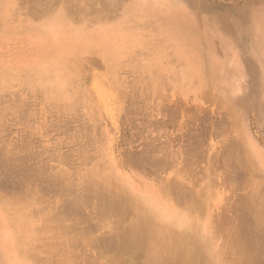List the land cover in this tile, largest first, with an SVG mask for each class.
I'll use <instances>...</instances> for the list:
<instances>
[{
	"label": "bare ground",
	"instance_id": "obj_1",
	"mask_svg": "<svg viewBox=\"0 0 264 264\" xmlns=\"http://www.w3.org/2000/svg\"><path fill=\"white\" fill-rule=\"evenodd\" d=\"M19 1L20 0H6L7 4L4 10L2 11V13L0 14V22L2 24L0 27V50L2 52L10 54L9 56L12 57L19 56L26 52H28V54H36L38 57H40V62L39 64L37 63L36 66L27 65V64L19 66V71H20L19 73L22 75L24 82L32 90L33 94H37L40 92L43 94V96H45L46 93L55 96L57 98L56 104L64 108L63 109L61 107L62 111L65 109H68V111L69 109L74 110V107L76 108L79 105L77 103L80 102V100L82 101V98L86 94H88L89 91L88 85L98 80V75H96V73L94 72L95 67H100L102 73L104 75L106 74L110 78L109 79L110 88L108 95L107 94L106 95L108 97L117 98L120 100L121 98V93L119 89L120 81H118L115 78V70L123 61V59L121 60L119 58H121L122 56L128 57V55H130L131 48L138 41L139 43L145 42V38H146L145 35L146 33H150V32H155L162 35L164 42L160 43V45L158 44L156 55L154 57H151V59H148L145 62V64L142 65L143 69L145 70L144 71L143 69H141L143 70V72L148 71L150 68L156 67L157 66L156 63L158 62V59L159 61H161L160 58L165 54L168 47H172L176 53V56L178 58L184 59L189 64V67L186 68V71L184 73L185 77L187 79L205 78L204 85L207 86L205 89L208 90V88H211L213 91V97L215 98L224 99L227 97L228 99L235 101L240 99L241 95L243 94L245 95L247 89L246 75L242 72V67L245 65V62H243L242 58L245 56L251 59L254 58L258 62H260L263 72L262 78L264 79V60L261 58L260 55L261 50L258 49L259 47L257 46L264 44V17L262 16L257 17L256 22L254 23L255 25H259L261 30L259 36L258 35L255 36L250 32L245 34L241 33L240 31L241 24H239V18L236 15L225 13L224 16L222 17L224 21L222 23L220 15H213L210 17L207 15H203L199 13L191 5H187L186 3H184V0H162L157 4L156 7H152L150 4H148L147 1L150 0H124L121 2L120 5L122 11L118 14H113L111 12L112 3L109 0H101L99 8L97 6L96 7L98 9L95 8L97 15H94L95 18H93V22L91 20L89 21L84 20L85 18L83 15H86L88 12L83 14L80 5L84 3L85 0H83V2H80V5L78 4L75 5L71 0H54L52 1L54 2L52 4L49 3L47 0H34L35 6L33 7L31 13L32 16H34L35 21H30L24 25L12 27L10 26L9 23L10 16L12 14L11 10L19 3ZM91 2L94 1L92 0ZM263 8L264 5H261L256 8L259 9L256 11L257 15H260L259 13L262 11ZM81 15L83 16V19ZM96 16L99 18H97ZM145 17L148 19H146L143 22L142 19ZM152 17H159L160 19L158 21H154L153 26L144 29L146 31V33H144L143 32L144 30L142 29L140 30V28H142V26L144 27L146 22L152 19ZM101 18L102 20H100ZM135 21L142 26L138 24L136 26L133 25L128 26L129 22H135ZM206 21L208 22L206 23ZM90 23L94 24V28L90 30L88 29L86 31L85 29H87V25H89ZM107 35H113L116 37L117 35H126L132 39H130L126 43L123 44L121 43L120 46H118L117 41H112L109 43L102 40ZM90 40H92V46L96 47L100 59H98L96 56L92 57L91 55L89 56L83 55L71 61H66L60 59V57L58 56L59 52L72 53V52L82 51L80 50L81 48L80 46L82 47L85 46L86 48H89ZM53 47H56L57 50H55ZM216 47H219V50H216ZM202 48H204V51ZM89 50H92V47ZM17 73L12 72L9 75L0 74V79L4 76H9V77L17 76ZM186 80L184 82H186ZM152 81L157 84L160 82L159 78L156 76L152 78ZM155 87L156 86H154L153 88ZM3 90L4 89H0V95ZM212 91L208 90V92H212ZM4 96L5 94H3L2 99L5 98ZM85 99L86 98H84V100ZM261 100L264 101L263 86H262ZM125 101H128L127 98ZM130 101L132 102L133 98ZM241 102H243V100ZM133 103H135V99ZM4 107L7 108L6 104ZM83 107L84 106H82V108ZM56 109L58 110V108ZM0 110H2V108ZM88 110L86 109V112ZM230 112H232V110ZM92 115L90 116V120L91 117H93ZM234 117L236 118L238 125L243 129L244 125H241L240 118L237 116ZM90 120L89 121L87 120L88 124H90L89 123ZM94 121L91 120V122ZM94 125L95 127H97L96 124ZM87 126H84L83 131L82 129L81 131L79 130L81 134L82 132H84L85 134L84 130H86ZM89 133L92 134V132ZM93 135H94V131L93 134L91 135L92 138ZM245 135L244 136L242 135V140L244 142L242 147L243 150L237 153L236 160H238V162L246 169L245 173L247 175L253 172L262 174L260 180L252 179L249 182H247V184L244 181L246 184V186L244 187L247 188V193L246 195L243 196L241 202H239V200L237 199L239 202V205L237 204L239 206L237 212L239 211L241 213L240 215H243L244 212H245L244 214L249 213L253 217L252 218L253 224L251 220L250 223L251 225L247 224V227L246 224L244 226L243 221L245 220L243 219V221H239V224L238 225L236 224V226L234 225L232 228L230 227L229 228L227 227L228 229L226 227L224 228V225L228 226V224L230 223L228 222L227 216L224 213H220L217 216V218L214 217V219L212 220L210 219L204 220L205 218L204 216H202L204 217L203 219H201L202 217L199 218L200 213L202 212V208L204 207L202 202V200L204 199L203 196L207 195L203 191L198 190L197 192L190 194V191H188L189 193H187L185 188L183 190L182 187L179 185L177 187L175 186L169 187L168 186L169 183H167L168 181L163 182L165 186L158 188V194H155L152 188H149L146 192L135 191L126 184H124L123 182L119 181L118 178L115 177L113 174H111L107 170V168L103 165V163L100 162V159L99 161H94V163L90 167L87 166L88 168L86 167L84 169H77L74 171H72L73 168L72 170L69 169L70 171H61L59 170L60 168L54 170L52 169L53 166L52 168L48 167V169L50 168V170L47 171V166L43 167L44 166L43 165L41 170L44 169L43 171L46 174V177H44L45 178L44 185L40 184V178L42 176L38 173L39 170L37 169V167H39V165L41 164V163L39 164L40 161L38 162V166L37 167L35 166V168L32 167L31 164H30L31 167L25 166L26 164L25 165L15 164V166L13 167L12 164V168H11L10 166H7V163L6 165L5 163L4 164L0 163L2 165V167L0 165V170L3 168L4 172L7 173V174H3L7 176V178L4 177L5 180L10 177L8 175L12 176L13 174L15 177L16 174H19V179L14 181V183L13 181H11L13 179L11 180L8 179V181L6 180L7 183L11 181L12 184L14 185L12 186L10 191H6L7 190V187L5 186L6 182L4 181V179L3 182H1L2 179H0V206L6 211L8 220L11 224L12 229L10 230V232L13 233L14 238L16 240L15 246H17L16 248L17 253L20 254L22 260L31 261L34 264H38V263L72 264L71 260L73 259L71 258L70 260V258L66 255H63L61 257L60 262L55 261V259L53 258L54 256H50L46 258L45 260L47 261L41 260L40 257H38V253L40 249H38L39 247L35 243L38 232L40 231L46 232L47 230L51 229L52 233L54 234H62L67 244H71L72 246V244L76 243L74 244L75 247L77 245V242H75L76 241L75 239L77 237L74 238L75 236L73 237V233L69 231L70 229L69 230L68 228L66 229L64 227L65 224L63 223L64 222L63 220L67 218L65 215L68 214L67 212H66L67 214L64 213L65 211H69L70 213L71 212L73 214L75 213L74 216H76V214L79 217L82 216L84 220L87 217L90 218V216L91 218L93 216L94 219L96 218H99L100 220L103 219L102 222L109 220L108 221L109 228L110 227L112 229L115 228V230H112L113 231L112 234L114 233L115 234L112 236L111 241L110 239H108L109 250H112V252L116 256H124L132 252H139L140 254H142L141 255L142 259H144V263L142 264H255L257 261H258L257 264L260 263L261 261H262L261 263L264 264L263 263L264 262V196L262 193L264 189V151L258 148L249 139L250 136L248 137L246 133ZM86 138H87V134H86ZM88 138L91 137L88 136ZM96 139L97 138H95V140ZM96 141L94 142L96 143ZM79 144L81 145L82 143ZM85 144H87V142ZM96 144L98 145V143ZM230 144L231 143H228L229 146ZM233 144L231 145L233 149L231 148L228 149L230 153H232V150H234V148L235 150L238 149V148L236 149V147H234ZM228 145H226L227 148H229ZM23 146H25V144ZM27 147L25 149H27ZM82 147L84 148L85 146ZM222 147H224V145ZM84 149L86 150V148ZM28 150L29 152H32L30 151L31 149ZM194 150L197 149L195 148ZM38 153L40 154V152ZM75 153H77V155L79 156L78 154L79 150L78 152ZM144 153L146 152H143V154ZM19 154L21 153L19 152ZM147 154H149V156L151 155V153L149 152H147ZM83 155L85 156L84 152ZM234 155H236V153ZM86 157L89 156L87 155ZM96 157L97 156H95V158ZM228 157L233 158V154L232 155L230 154ZM6 158L8 157L6 156ZM151 158L153 157L151 156ZM17 159H19L18 156ZM45 159H43V161L41 162L45 163L44 162ZM80 159L82 160V158ZM138 159L140 158L138 157ZM84 160L86 159L84 158ZM84 160L82 162H84ZM149 160L150 159H147V161ZM1 161H5V158L3 160H0V162ZM87 161H85L86 163L85 162L84 163L87 164ZM156 161H158V159ZM157 164L159 165V163ZM154 166H156L158 169L157 165ZM145 169L147 170V168ZM226 172L228 173V171ZM42 173L43 172H41V174ZM1 178L3 177L1 176ZM247 179L249 178L247 177ZM170 184H171L170 186L173 185L172 183ZM81 187L86 188V189L84 188L81 189V191L87 195H89L88 193H90V196L87 197L84 193H82L80 191ZM149 190L153 191V193ZM8 192L10 193V195H8L7 197ZM80 193L84 195L81 196ZM47 194L48 196L50 194L53 195L54 198L57 197L58 199L56 200L58 201L60 199L61 200L60 202H62L61 204L65 207V209H63L64 207H62L61 210L60 209L61 205L58 204L60 209L59 211L57 209L58 205H56L57 207L54 206L55 202H52L53 204L50 203L52 200L46 202L45 195ZM70 196L72 198L73 196H75L77 200L74 199L75 201H72V198H70ZM53 197L51 196V198ZM81 198H85V200L86 199L87 200L85 201ZM53 200L55 201V199ZM91 200L92 201L95 200L96 204L95 203L92 204V202L91 204L87 203V201H91ZM73 202L76 204V206L75 204H73ZM28 203H32L35 206V209L34 211H31V214L32 216L35 215L38 216L39 218L38 225L34 224L32 221V216L26 213V207ZM83 203H85V205L87 203L88 206L92 205L91 206L92 210H90L89 207L82 206L83 208L86 207L90 210L88 212H84L87 214L89 213L90 216L88 215L85 216L83 212L80 215L78 214L80 210L79 208H82L80 206ZM231 206L232 205H230V207ZM240 210H242V212ZM240 215L238 213L239 219L243 217ZM63 216H65V218H63ZM247 217L245 216V219ZM91 218L90 221L91 220L93 221V219ZM78 221L80 222V220ZM78 221H76L77 225H75L76 226L75 230H78L80 227L77 223ZM126 221H128V223ZM97 223H99L98 220ZM103 224H105V222ZM90 227L92 229V226ZM96 227H99V225H97ZM81 228L80 230H82ZM82 231L85 232L84 229ZM87 232L88 231H86V233ZM250 233L253 234L251 235ZM87 235L88 234H86L85 236L88 237ZM219 239H222V244L221 246L217 247L215 246V243ZM91 240L89 241L91 242ZM99 241L102 242L101 239L98 240V242ZM96 242L95 244H93L94 243L93 240V242L91 243L95 246ZM43 244H45V242H43ZM87 244L84 246L88 247L89 245H91L89 243ZM98 244L99 243H97L95 247L99 246V248H101L100 247L101 244L100 245ZM102 245L105 246V243H103ZM105 247L104 250H107L108 247L107 246ZM91 248L93 247L91 246ZM99 248L98 249L96 248V250L99 251ZM96 250L95 253L97 255ZM95 253L93 255H95ZM78 255L80 256V254ZM224 255H225V259H224ZM75 260H73V262H75ZM233 260H235V263H233Z\"/></svg>",
	"mask_w": 264,
	"mask_h": 264
},
{
	"label": "rangeland",
	"instance_id": "obj_2",
	"mask_svg": "<svg viewBox=\"0 0 264 264\" xmlns=\"http://www.w3.org/2000/svg\"><path fill=\"white\" fill-rule=\"evenodd\" d=\"M47 1L51 4L54 3L52 2L54 0L51 1L47 0ZM71 1L75 5L76 4L80 5V2H83V0H79V2L78 0H71ZM91 1L85 0V2L81 4L82 6L80 5V7L82 8L83 14L88 12L86 15H83L85 18L84 20L85 21L91 20L93 22V18H95L94 15H97L95 8L97 7L99 8L101 0H93L94 2ZM109 1L112 3L111 12L113 14H118L122 11L120 5L121 2L124 0H109ZM161 1L162 0H150L147 2L152 7H156L157 4ZM34 2H35L34 0H20L19 3L11 10L12 14L10 16V22H9L10 26L16 27L19 25H24L30 21H35L34 16H32L31 13L33 7L35 6ZM184 3H186L187 5H191L199 13L203 15H207L209 17L213 15H220L222 23L224 22L222 17L224 16L225 13L236 15L239 18V24H241L240 31L243 34L250 32L255 36L257 35L259 36L261 32L260 26L255 25L254 23L256 22L257 17H261V16L264 17V8L259 13L260 15H257L256 13V11L260 9V8L259 9L256 8L261 5H264V0H184ZM6 4H7L6 0H0V14L4 10ZM83 16L81 15L82 19ZM146 19L148 18L145 17L142 19V21L144 22ZM159 19H160L159 17H152V19L148 20L145 25L143 24L144 27L136 21H135L136 23L129 22L128 26L131 25L136 26L138 24L142 26L140 30L141 29L144 30L147 29L148 27L153 26L154 21H158ZM100 20H102V18ZM207 22L208 21H206V23ZM1 25L2 24L0 22V27ZM93 28H94V24L90 23L89 25H87V29L85 30L87 31L88 29L90 30ZM143 32L146 33L145 30ZM145 36H146L145 42L139 43V41L137 40L138 42L131 48L130 55H128V57L122 56L121 58H119L121 60L123 59V61L121 63L122 65L120 64L115 70V78L118 81H120V85H119V89L121 93L120 100L117 98H111L107 96L110 88L109 87L110 78L106 74L104 75L102 73L100 67H95L94 72L96 73V75H98V80L88 85L89 88L88 94H86L82 98V101L80 100L81 104L80 102L77 103L81 106L79 105L77 106L76 104L78 108L74 107V110L69 109V111L68 109L62 111L63 107L61 106L62 107L61 108L58 104H56L57 98L49 93H46L45 96H43V94L40 92H39L40 94L39 93L33 94L32 90L27 86V84L24 82L22 75L19 73L20 72L19 66L26 64L36 66L37 63L39 64L40 62V57H38L36 54H28V52L21 54L19 56L12 57L9 56L10 54H7L0 50V74L9 75L12 72H16V73L18 72L17 73L18 77L4 76L2 77L3 80L2 78L0 79V89H4L2 91L3 93L1 92L0 95V99H1L0 105L2 106V107L0 106V109L2 108V110H0L1 111L0 160H3L5 158V161H1L0 163L2 164L5 163V165L7 163V166H10L11 168H12V164L13 167L15 166V164L17 165L26 164L25 166L31 167L32 165V167L35 168V166L36 167L38 166V162L40 161L39 164L40 163L41 164L39 165V167H37V169L39 170L38 173L42 176L40 178V184L44 185L45 184L44 177H46V174L43 171L44 169L41 170L43 165H44L43 167L47 166V171L50 170L52 166H53L52 169L54 170L60 168L59 170L61 171H70L73 168L72 171H74L77 169H84L87 166L90 167L94 163V161H99L100 159V162L103 163V165L107 168V170L111 174H113L115 177L118 178L119 181L123 182L124 184H126L135 191L146 192L149 188H152L154 190V193L158 194V188L165 186L163 182L168 181L167 183H169L168 184L169 187H173V186L177 187L179 185L182 187L183 190L185 188L187 193H189L188 191H190V194L197 192L198 190L203 191L207 194L203 196L204 199L202 198L204 207L202 208V212L200 213L199 218L204 216L205 218L202 217L201 219L204 218V220L206 219L212 220L214 219V217L217 218V216L220 213H224L227 216L228 222H230L228 226L224 225V228L225 227L232 228L234 225L235 226L236 224L238 225L239 221H243V219L245 220L243 221L244 226L245 224L246 227L247 224L251 225L250 224L251 220L253 224V219H252L253 217L249 213H247L249 214L247 215L244 214L245 213L244 212L243 215H240L241 213L239 211L237 212V209H239L238 208L239 202H241V199L247 193V188L244 186H246L247 182H249L252 179L260 180L262 174L253 172L247 175L245 173L246 169L238 162V160H236V156L238 152L243 150L242 147L244 142L242 140V135L244 136L245 133L247 134L248 137L250 136L249 139L258 148L264 151V101L261 100L262 86L264 87V79L262 78L263 72L260 62H258L254 58L251 59L248 58L247 56L243 57L242 60L243 62H245V65L242 67V72L246 75V87H247L245 95L244 94L241 95V98L235 101L234 100L232 101L227 97L224 99H219L213 97V91L211 88H208V90L212 92H208V90L205 89L207 87L204 85L205 78L187 79L185 77L184 73L186 71V68L189 67V64L184 59L178 58L172 47H168L165 54L161 56L160 58L161 61H159L158 59V62L156 63L157 64L156 67L150 68L148 71L143 72L144 69L142 65L145 64V62L148 59H151V57H154L156 55L158 44L160 45V43L164 42L162 35H160L159 33L150 32V33H146ZM130 39L132 38L126 35H117V37L113 35H107L102 40L109 43L112 41H117L118 46H120L121 43L122 44L126 43ZM89 45H90L89 48H86L85 46L83 47L80 46L81 47L80 50L82 51H77L72 53L59 52L60 54L58 53V56L60 57V59L66 61H71L83 55L84 56L91 55L92 57L96 56L98 59H100L96 47L92 46V40L89 41ZM257 46L259 47L258 49L261 50L260 55L261 58L264 60V44ZM91 47L92 50H89ZM53 48L57 50L56 47ZM202 49L204 51V48ZM216 50H219V47H216ZM154 76L159 78L160 80V82L158 83L159 85L152 81V78ZM184 79L185 80L187 79L186 82L187 81L188 82L187 83L184 82L185 81ZM154 86L156 87L153 88ZM133 91L135 94L133 93ZM3 94H5L4 96L5 98L2 99ZM84 98L86 99L84 100ZM126 98L128 101H125ZM132 98L133 101L131 102L130 100H132ZM134 99H135V103H133ZM242 100L243 102H241ZM19 101L20 103L22 102L21 104L23 103L24 104L21 105ZM83 102H86L87 104ZM5 104L7 108L4 107ZM82 106L84 107L82 108ZM56 108H58V110ZM86 109L89 110L86 112ZM71 110H73L74 112ZM231 110L232 112H230ZM91 115L93 116L91 117V120L92 121L95 120L98 123H96L95 121H94L95 123L91 122L90 120ZM233 115L240 118L241 125H244L243 129L238 125L236 118ZM87 120L88 121L90 120L89 122L90 124H88ZM214 120L219 123L215 122ZM215 123L217 126L215 125ZM94 124H96L97 127H95ZM84 126L87 127L86 130H84L85 134L84 132H82L83 134L82 136L80 131L81 129L83 131ZM92 130L94 131L93 138L91 136L93 134ZM88 131L92 132V134H90ZM86 134H87V138L88 136L91 137L88 138V140L90 139L89 141L86 138ZM95 138H97L96 140L98 142L95 140ZM84 141L85 143L87 142V144H85ZM94 141H96L98 145ZM79 143L82 144L80 145ZM228 143H231L230 146L234 143L236 146L234 144L233 146L236 147V149L237 148L238 149L235 150L234 148L235 151L232 150V153H230L228 149L230 148L233 149V148L232 146L230 147ZM24 144L25 146H23ZM200 145L202 148L200 147ZM223 145L224 147H222ZM226 145H228L229 148H227ZM82 146H85L84 148H86V150ZM26 147L27 149H25ZM144 147H146L147 150ZM195 148L197 150H194ZM28 149H31L30 151L32 152H29ZM27 150L29 153L27 152ZM78 150H79L78 153L79 156L77 155V153H75L78 152ZM19 152L21 154H19ZM38 152H40V154ZM83 152L85 156L83 155ZM143 152L146 153L143 154ZM147 152L151 153V155L149 156ZM229 153L231 155L233 154V158L228 157L230 155ZM235 153L236 155H234ZM87 155L89 157H86ZM6 156L8 158H6ZM17 156L19 159H17ZM95 156L97 157L95 158ZM151 156L153 158H151ZM138 157L140 159H138ZM80 158H82V160ZM84 158L86 160H84ZM146 158L150 159L149 161L152 164L149 161H147ZM155 158H157L159 162L156 161L157 159ZM43 159H45L44 160L45 163L41 162L43 161ZM87 159L90 162H88ZM19 160H21L22 162ZM83 160L84 162L87 161V164H85L86 162L85 163L82 162ZM157 163H159V165ZM153 164L157 165L159 170ZM48 167L50 168L48 169ZM145 168H147V170ZM223 168L225 171L223 170ZM152 170L154 171L156 170L155 171L156 173ZM226 171H228V173ZM41 172L43 173L41 174ZM3 174H7V173L4 172L2 168L0 170V179H2L1 182H3L4 177L7 178V176ZM16 175L15 177L13 174H12L13 177L11 175H8L10 176L8 179L9 180L13 179L11 181H13L14 183V181L19 179V174ZM1 176L3 178H1ZM247 177L249 179H247ZM8 179L6 180L8 181ZM6 180L4 179L5 182ZM11 181H9L10 183L6 182L5 184V186L7 187L6 191H10L12 186H14ZM244 181L246 182V184ZM170 183H172L173 185L170 186L171 185ZM83 188L84 187H81L80 191ZM151 192L153 193V191ZM232 192H234L235 194ZM82 193H80L81 196L85 194ZM262 193L264 196V189ZM88 194L89 195L87 194L85 195L88 197L90 196V193ZM8 195H10L9 192L7 193V197ZM50 195L49 196L48 194L45 195L46 202L52 200L50 203L55 202L54 206L60 204L61 205L60 209L62 210V207L64 206L61 204L62 203L60 202L61 200L60 199L59 201L56 200L58 198L57 197L54 198L53 195H51L53 197L51 198ZM70 198L72 197L70 196ZM53 199H55V201ZM74 199L77 200L75 196H73L72 201H75ZM81 199L85 200V198H81ZM237 199L239 200V202ZM94 201L95 200L87 201V203L91 204L92 202V204L93 203L96 204V201L95 202ZM87 203L86 205L85 203H83L80 207L86 206L89 207L90 210H92L91 208L92 205L88 206ZM73 204L75 203L73 202ZM230 205L232 206L230 207ZM86 207L79 208L80 213L78 212V214L80 215L83 212L85 216L87 215L90 216L89 213L88 214L84 213L90 211ZM34 209H35L34 204L28 203L26 207V213L32 216L31 211H34ZM57 209L60 211L59 205ZM63 209H65V207ZM240 211L242 212V210ZM69 213H70L69 211H65L64 214H67L65 216L68 219L65 218V216H63V218H65L63 220L64 221L63 223L65 225L64 224L63 225L66 229L67 228L68 230L70 229L69 231L73 233V237L75 236L74 238L77 237L75 239L77 245L74 247V244L76 243L72 244V246L71 244H67L62 234H54L52 233L51 229L47 230L46 232L40 231L38 232L35 243L36 245H38L39 247L38 249L41 250V251L39 250L38 253V257H40L41 260L47 261L45 260L46 258L50 256H54L53 258L55 259V261L60 262L61 257L63 255H66L70 258V260L71 258L73 260L77 258L75 262L71 260L72 264H77V263L78 264L79 263L80 264H87V263L88 264L89 263L90 264H142L144 263V259H142L141 257L142 254H140L139 252H132L124 256H116L112 252V250H109L108 239H110L111 241L112 236L115 234V233L112 234L113 233L112 230H115V228L114 229H112L111 227L109 228L108 225L109 220L106 219L107 221H104L105 224H103L104 223L102 222L103 219L101 220L99 218L94 219L93 216L92 218L90 216V218L93 219V221L92 220L90 221L89 217H87L84 220L82 216L79 217L77 214L76 216H74L75 213L73 214L71 212L70 213L71 215ZM238 213L240 216L244 217V218L241 217L242 220L241 218L240 219L238 218ZM245 216L246 217L248 216L246 218L247 220L245 219ZM78 220H80V222ZM97 220L99 221V223H97ZM32 221L34 224L38 225L39 224L38 216L36 215L32 216ZM76 221H78L77 223L80 226L78 230H75L76 229L75 225H77ZM126 222L128 223V221ZM97 225H99L100 228L96 227ZM90 226H92V229ZM80 228L82 230L84 229L85 232L80 230ZM11 229L12 227L8 220L7 213L0 206V264H34L31 261L22 260L20 254L17 253L16 251L17 246H15L16 240L14 238L13 233L10 232ZM86 231L91 233L88 232L86 233ZM86 234H88L87 235L88 237L85 236ZM250 234L252 235L253 233ZM78 235L80 236V239ZM81 235L84 236L82 237ZM94 238L97 240V242ZM100 239L102 240V242L101 241L98 242V240ZM89 240H91V242H93L94 240L93 244H95V242L96 245L97 243H99L98 245L101 244L100 247L102 248L103 246V248L101 249L99 248V246L95 247L96 245L94 246ZM43 242H45L46 245L43 244ZM87 243L91 245H89L88 247L84 246ZM103 243H105V246L108 247L107 250H104L106 247L102 245ZM221 244H222V239H219L218 241H216L215 246L219 247L221 246ZM91 246L93 248H91ZM96 248L97 249L99 248V251H97ZM95 250L97 252V255L95 253ZM94 253L95 255H93ZM78 254H80V256ZM69 255H71L72 257ZM224 259H225V255H224ZM257 262L255 264H257ZM261 262L258 264H262ZM233 263H235V260H233Z\"/></svg>",
	"mask_w": 264,
	"mask_h": 264
}]
</instances>
